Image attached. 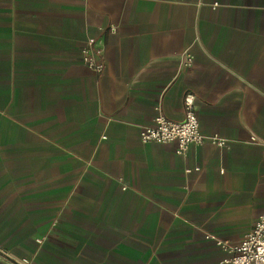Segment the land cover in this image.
<instances>
[{
  "label": "crops",
  "instance_id": "0c3cea01",
  "mask_svg": "<svg viewBox=\"0 0 264 264\" xmlns=\"http://www.w3.org/2000/svg\"><path fill=\"white\" fill-rule=\"evenodd\" d=\"M187 92L205 140L142 142ZM252 135L264 0H0V264H227L215 239L240 242L264 209Z\"/></svg>",
  "mask_w": 264,
  "mask_h": 264
},
{
  "label": "built area",
  "instance_id": "2783aa9c",
  "mask_svg": "<svg viewBox=\"0 0 264 264\" xmlns=\"http://www.w3.org/2000/svg\"><path fill=\"white\" fill-rule=\"evenodd\" d=\"M81 60L90 70L102 71L101 51L94 46L93 38H90L87 44L81 48ZM185 63H192L191 55H187ZM194 100L195 95L193 93L184 94V117L181 121L171 120L161 110L157 109V113L151 122L141 127L139 131L140 140L142 142L174 143L177 153L183 152L191 144H201L205 140V136L199 127ZM209 140L219 146L226 145V140L216 135L210 136ZM250 140L264 143V140H258L253 135ZM186 171H190V168H187ZM123 187L125 188V186ZM42 240L43 237L36 238L39 244ZM214 243L228 252L229 256L225 259L227 264H264V209L258 215L251 230L245 234L240 242L232 244L227 240L215 239ZM16 264H30V258L21 257Z\"/></svg>",
  "mask_w": 264,
  "mask_h": 264
}]
</instances>
